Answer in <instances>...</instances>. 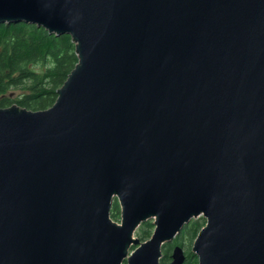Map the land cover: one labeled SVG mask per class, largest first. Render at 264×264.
<instances>
[{
    "label": "water",
    "instance_id": "1",
    "mask_svg": "<svg viewBox=\"0 0 264 264\" xmlns=\"http://www.w3.org/2000/svg\"><path fill=\"white\" fill-rule=\"evenodd\" d=\"M18 21L78 62L0 105V264H161L199 216V264H264V0H0Z\"/></svg>",
    "mask_w": 264,
    "mask_h": 264
},
{
    "label": "trees",
    "instance_id": "2",
    "mask_svg": "<svg viewBox=\"0 0 264 264\" xmlns=\"http://www.w3.org/2000/svg\"><path fill=\"white\" fill-rule=\"evenodd\" d=\"M77 62L75 44L69 34L50 33L45 27L27 21L0 23V105H11L12 99L3 94L20 87L24 91L18 100L21 106L34 110L52 106L58 97L57 90ZM118 211L116 201L112 216L117 220ZM192 222L175 237V242L166 243L165 257L174 244H184V233L196 237L204 226L198 220ZM143 225L142 234L147 237L146 227L152 223L146 221ZM183 264H199L196 253H188Z\"/></svg>",
    "mask_w": 264,
    "mask_h": 264
},
{
    "label": "rangeland",
    "instance_id": "3",
    "mask_svg": "<svg viewBox=\"0 0 264 264\" xmlns=\"http://www.w3.org/2000/svg\"><path fill=\"white\" fill-rule=\"evenodd\" d=\"M24 91L19 87V88H12V89H10V90H8L6 93H4L3 95H4V97L5 98H7V97H9V98H11L12 99V102H11V104H13V103H18V100H19V98H20V96H21V94L23 93ZM10 93V94H9ZM14 93H16V94H14ZM8 105H10V103L8 104ZM6 106V105H5ZM115 203H116V200L114 201V205H115ZM114 205H113V208H114ZM119 215H120V206H119ZM115 220H117V219H115ZM193 220H198V221H200V223L202 224V225H205V223H206V220H205V218L203 217V216H199V217H196V218H193L190 222H192ZM117 221H120V218L117 220ZM148 221H150L151 223H152V225L151 226H149V227H146V229H148V236L147 237H144L143 236V234H142V231H143V229H144V227H145V225H143L144 223H142L140 226H139V228L137 229V231H136V233H135V236H138V237H140L141 238V240H147V239H149L150 237H151V235L153 234V232H154V229H155V225H154V223H153V219H150V220H148ZM147 221V222H148ZM190 222L188 223V224H190ZM193 223V222H192ZM187 224V225H188ZM186 226V225H185ZM193 228H194V226H192ZM184 229V228H183ZM153 230V231H152ZM179 236H180V234H179ZM183 236H185L184 237V239H183V242H184V244L182 245V246H184V249H185V251L187 252V254L189 253V254H191V253H193L194 251H193V243H194V240H195V236H193L192 238L191 237H188L189 235H188V233H184L183 234ZM177 237V236H176ZM176 238H174L173 240H171V241H169V242H166V243H173V242H175L176 240H175ZM166 243L163 245V252H164V255H163V257H162V259H161V264H163L164 262H165V264H167V263H169L170 261H171V253H172V250H173V247L176 245V244H174L173 246H172V248H171V250H170V252H169V255L167 256V257H165V252H166V249H167V245H166ZM166 245V246H165ZM195 253V252H194ZM165 260V261H164ZM125 263V262H124ZM126 264V263H125Z\"/></svg>",
    "mask_w": 264,
    "mask_h": 264
},
{
    "label": "bare ground",
    "instance_id": "4",
    "mask_svg": "<svg viewBox=\"0 0 264 264\" xmlns=\"http://www.w3.org/2000/svg\"><path fill=\"white\" fill-rule=\"evenodd\" d=\"M10 94V93H9ZM14 94H16V93H14ZM119 217V216H118ZM137 231V230H136ZM153 231V230H152ZM136 233V232H135ZM136 237V236H135ZM177 245V244H176ZM181 245V244H180Z\"/></svg>",
    "mask_w": 264,
    "mask_h": 264
}]
</instances>
